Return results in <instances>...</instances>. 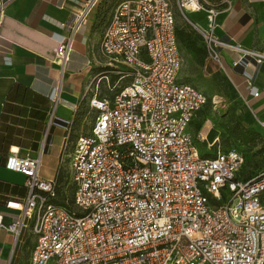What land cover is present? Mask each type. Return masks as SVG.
<instances>
[{
  "label": "built area",
  "instance_id": "1",
  "mask_svg": "<svg viewBox=\"0 0 264 264\" xmlns=\"http://www.w3.org/2000/svg\"><path fill=\"white\" fill-rule=\"evenodd\" d=\"M175 1L220 67L223 50L240 54L241 63L264 62V51L216 35L212 8L204 9L201 26L189 16L201 10L199 0ZM8 2L0 0V19ZM98 2L86 0L71 12L54 49L57 92L75 37ZM99 45L116 83L126 82L110 84L101 76L104 95L98 81L87 87L94 115L66 158L71 199L53 201L59 173L39 176L42 150L31 156L12 147L3 168L25 177L26 192L6 200L15 217L4 224L0 212V230L15 239L29 231L28 264H264V172L239 179L238 149L224 152L216 138L213 154L205 155L194 143L188 126L207 96L179 78L182 57L170 1H119ZM245 84L258 95L250 76Z\"/></svg>",
  "mask_w": 264,
  "mask_h": 264
},
{
  "label": "crops",
  "instance_id": "2",
  "mask_svg": "<svg viewBox=\"0 0 264 264\" xmlns=\"http://www.w3.org/2000/svg\"><path fill=\"white\" fill-rule=\"evenodd\" d=\"M85 1L9 0L0 19V212L4 224L15 217V211L5 207L6 200L21 197L26 192L25 177L3 168L10 148L31 156L42 150L40 164L45 166V174L39 175L49 179L58 172V184H65L66 158L77 135L82 133L84 100L87 98L88 102L91 95L87 87L96 83L94 80L102 68L107 72L111 69L100 50L102 31L93 24L95 6L75 37L57 92L60 74L52 62L53 52L59 40L66 35V23L71 12L79 9ZM119 1L113 0L112 9ZM256 7L261 14L260 4ZM260 17L258 24H251L249 20L242 23L240 16L236 15L235 21L220 34L217 29L215 33L234 44L264 51V19ZM201 42L204 44L202 38ZM204 48L194 53L202 58L203 69L207 72L205 63L209 56ZM221 54L228 60L227 67L222 64L219 69L227 76L232 97L237 101L233 113L243 127L258 126L263 133L260 123H264V62L255 63L246 58L241 63L238 53L236 58H231L225 50ZM216 72H207V75L216 76ZM109 73L113 75V79L108 78L109 83L117 84V75ZM247 76L253 79L257 96H253L246 87ZM197 81L202 82L201 79ZM99 92L100 95L105 94ZM201 110L191 119L188 132L202 154L212 155L216 146L214 140L218 138L221 146V140L227 133L223 127H214ZM199 143L204 144V151L199 148ZM26 231L29 246L23 261L15 255L20 235L15 239L6 229L0 230V264H28L34 241Z\"/></svg>",
  "mask_w": 264,
  "mask_h": 264
},
{
  "label": "rangeland",
  "instance_id": "3",
  "mask_svg": "<svg viewBox=\"0 0 264 264\" xmlns=\"http://www.w3.org/2000/svg\"><path fill=\"white\" fill-rule=\"evenodd\" d=\"M172 11L175 16L178 47L182 57V66L179 72V78L187 82L193 83L195 86L202 89L206 96L207 102L201 108L202 115H207L214 127H223L226 124L233 125L229 119L233 113L234 107L237 106V101L232 97L228 78L220 68V65L210 57L207 58L205 67L207 72H214L216 76H208L203 69L202 58L195 56V51L201 50L205 45L201 42V36L182 16L175 0H169ZM201 3V10L196 12H189L192 20L198 22L201 26H205V10L212 8L216 13L215 22L218 33L222 32L227 25L235 21L236 15L240 16L242 23L250 21L251 24H258L260 16L264 19V0H199ZM113 0H99L96 4V11L94 15V25L98 31H102L106 22L108 21L112 12ZM260 4L261 14L257 12V5ZM91 14V12H90ZM234 15V16H233ZM89 17V15H88ZM86 18V20L88 19ZM201 42V43H200ZM206 51V48H204ZM226 53L231 58H236L237 54L226 50ZM226 55L221 56L222 64L227 67ZM105 71V72H102ZM108 76L113 79V75L107 72V69L102 68L101 73L95 78L94 82L98 81L101 76ZM206 75L205 77H202ZM216 77V78H215ZM201 79L202 82L197 80ZM103 80L98 81V91L106 93V87ZM126 79L119 82L117 85H123ZM95 83L93 84L94 87ZM91 93V92H90ZM89 93V94H90ZM94 112L88 107L87 98L84 100V114L82 122V133H87L92 123ZM254 133H261L260 127L255 126L251 128ZM253 136V135H252ZM255 137V136H253ZM199 148L204 151V144L199 143ZM221 150L226 152L231 148L238 149L243 156V164L239 170L237 177L239 179L249 178L264 172V139L255 137L253 141L240 140L234 137L221 140ZM40 173L44 175L45 166L40 164ZM41 175H39L41 177ZM43 178V177H41ZM45 179V178H44ZM72 188L70 185L61 184L56 188V195L53 201H61L64 198L71 199ZM261 200L264 203V192L261 195ZM69 202V201H68ZM19 240L16 244L15 255L19 260L25 259L27 247L29 246L28 234L26 229H23L19 234Z\"/></svg>",
  "mask_w": 264,
  "mask_h": 264
},
{
  "label": "trees",
  "instance_id": "4",
  "mask_svg": "<svg viewBox=\"0 0 264 264\" xmlns=\"http://www.w3.org/2000/svg\"><path fill=\"white\" fill-rule=\"evenodd\" d=\"M176 36H177V29H176ZM177 40H178V36H177ZM229 121L233 122L234 124L233 125L226 124L225 126H223L224 131L227 133V136L224 139L234 137L240 140L244 139L245 141H248V142L253 141L255 137H261L264 139L262 133L257 134V133H254L251 128L243 127L234 113L231 114ZM252 135L255 137H253ZM245 179H248V178H245ZM56 202L61 203V201H56Z\"/></svg>",
  "mask_w": 264,
  "mask_h": 264
}]
</instances>
